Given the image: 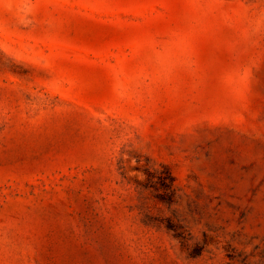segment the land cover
<instances>
[{
    "label": "rangeland",
    "instance_id": "rangeland-1",
    "mask_svg": "<svg viewBox=\"0 0 264 264\" xmlns=\"http://www.w3.org/2000/svg\"><path fill=\"white\" fill-rule=\"evenodd\" d=\"M0 264H264V0H0Z\"/></svg>",
    "mask_w": 264,
    "mask_h": 264
}]
</instances>
